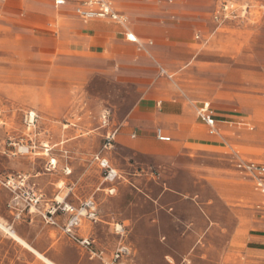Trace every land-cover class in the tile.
I'll use <instances>...</instances> for the list:
<instances>
[{"label": "rangeland", "instance_id": "obj_1", "mask_svg": "<svg viewBox=\"0 0 264 264\" xmlns=\"http://www.w3.org/2000/svg\"><path fill=\"white\" fill-rule=\"evenodd\" d=\"M205 25L202 44L166 70L169 81L228 122L218 133L224 158L206 165L234 169L238 158L264 165V0H216ZM67 67L57 72L36 64L30 49L0 48V180L22 176L52 199H93L104 222L123 224V237L98 225L97 246L108 261L82 264H109L121 241L129 248L124 264H264L230 240L244 205H202L182 191L193 188L186 172L165 170L163 161L114 141L104 147L137 101L135 86L100 75L85 79ZM96 156L110 160L116 181H103ZM201 195L212 200L208 191ZM66 253L64 259L73 257L72 248Z\"/></svg>", "mask_w": 264, "mask_h": 264}, {"label": "crops", "instance_id": "obj_2", "mask_svg": "<svg viewBox=\"0 0 264 264\" xmlns=\"http://www.w3.org/2000/svg\"><path fill=\"white\" fill-rule=\"evenodd\" d=\"M215 2L112 0L114 9L124 18L120 24L82 20L75 14L73 2L57 7L51 0H7L0 2V48L30 49L36 64L52 66L57 72L63 65L85 79L100 75L135 86L138 99L126 121L113 130L114 143L163 161L165 170L186 172L193 188L182 191L194 195L202 205L215 201L236 209L244 205V220L235 221L230 240L243 242L248 254L264 257V194L255 175L238 169L239 164L250 160L235 159L234 169L205 164V160L218 163L224 158L217 152L221 148L218 133L228 122L217 118L208 101L197 105L188 94L175 89L169 81L172 77L167 75L189 58L196 45L202 44L199 39L206 29L205 16L211 14ZM127 34L135 41H128ZM203 104L210 106L213 126L200 120ZM242 123L237 124L249 127ZM158 132L169 141H159ZM103 158L118 174L110 160ZM34 189L45 200L52 199L38 186ZM170 191L176 192L172 188ZM205 191L212 193V200L202 197ZM62 199L73 207L87 200L94 202L98 222L83 221L73 234L93 241V251L101 252L102 258L63 232L66 216H58L55 226L48 225L37 213L26 211L9 189L0 186V264H48L44 259L52 264H82L84 258L108 261L96 242L95 228L106 223L100 218L96 202ZM106 224L123 226L118 222ZM110 232L117 237L112 229ZM69 248L73 257L66 260L63 256Z\"/></svg>", "mask_w": 264, "mask_h": 264}, {"label": "built area", "instance_id": "obj_3", "mask_svg": "<svg viewBox=\"0 0 264 264\" xmlns=\"http://www.w3.org/2000/svg\"><path fill=\"white\" fill-rule=\"evenodd\" d=\"M7 0H0L5 2ZM57 7L65 6L69 2L75 4V14L82 20H107L116 23H124V18L120 16L113 7L112 0H51ZM126 39L134 42L132 35L127 34ZM199 117L202 122L208 126H213L212 111L208 104H203L199 112ZM157 139L161 142L169 141V138L161 136L157 133ZM114 140V133L108 134L105 138V148L110 146ZM99 168L102 170V179L106 183H112L118 179L117 172L110 166L108 160L103 157L96 156ZM238 169L249 174L255 175L257 185L260 191L264 194V165L255 164L252 162H245L238 165ZM0 186L9 189L14 194V199L22 202L24 209L28 212L33 211L37 213L43 221L51 226L56 225V218L58 216H66V222L62 227L63 232L72 237L80 246L91 250L93 254L94 243L89 239H79L74 236V230L79 228L83 221L95 224L98 222V216L95 204L92 200L83 202L78 207H73L66 203L63 199L54 197L47 201L42 194L33 187L27 185L25 177H18L17 179L0 180ZM113 232L120 237L124 236V226L116 224L113 226ZM102 258V253L96 254ZM129 255V248L120 242L109 264H123L122 260Z\"/></svg>", "mask_w": 264, "mask_h": 264}, {"label": "bare ground", "instance_id": "obj_4", "mask_svg": "<svg viewBox=\"0 0 264 264\" xmlns=\"http://www.w3.org/2000/svg\"><path fill=\"white\" fill-rule=\"evenodd\" d=\"M32 116H33V114L31 113V114H30V119H32V118H31ZM54 161H55V160H51V164H52V165H55ZM67 173H69L68 170H67ZM4 230L7 232L8 235H12V232H11L10 230L5 229V228H4ZM11 237H12V236H11ZM12 238H13V237H12ZM17 242H18V241H17ZM25 247L28 248L27 246H25ZM29 250H30V249H29ZM44 260H45L46 263H48V264H52V263L49 262L48 260H46V259H44Z\"/></svg>", "mask_w": 264, "mask_h": 264}]
</instances>
